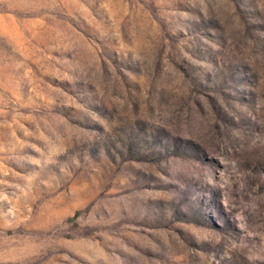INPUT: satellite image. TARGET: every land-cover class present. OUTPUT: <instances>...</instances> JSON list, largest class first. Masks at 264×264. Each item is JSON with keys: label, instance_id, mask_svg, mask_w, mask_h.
<instances>
[{"label": "rangeland", "instance_id": "rangeland-1", "mask_svg": "<svg viewBox=\"0 0 264 264\" xmlns=\"http://www.w3.org/2000/svg\"><path fill=\"white\" fill-rule=\"evenodd\" d=\"M0 264H264V0H0Z\"/></svg>", "mask_w": 264, "mask_h": 264}]
</instances>
